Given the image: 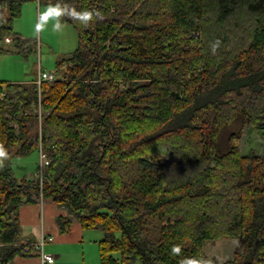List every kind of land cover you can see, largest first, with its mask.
I'll return each instance as SVG.
<instances>
[{
  "label": "trees",
  "instance_id": "16d2710c",
  "mask_svg": "<svg viewBox=\"0 0 264 264\" xmlns=\"http://www.w3.org/2000/svg\"><path fill=\"white\" fill-rule=\"evenodd\" d=\"M29 1L0 0V44L24 56ZM36 1L78 46L53 82L0 85V264L28 255L19 210L36 195L68 211L63 233L102 232L101 264H205L227 238L241 248L226 264H264V156L239 146L247 127L264 136V0ZM40 146L42 176L17 179L7 158Z\"/></svg>",
  "mask_w": 264,
  "mask_h": 264
},
{
  "label": "rangeland",
  "instance_id": "374dc122",
  "mask_svg": "<svg viewBox=\"0 0 264 264\" xmlns=\"http://www.w3.org/2000/svg\"><path fill=\"white\" fill-rule=\"evenodd\" d=\"M38 6L42 10L41 13L35 11ZM9 14L7 8L0 10V17L4 20L9 18ZM13 25L19 33L25 32L31 36L29 38L37 40L38 46L36 53L24 56L14 53L12 45L6 42L0 44V47L7 51L0 52V77L6 83H21L20 81L35 79L36 73L40 69L57 74L56 63L77 49L78 33L76 29L72 25L60 24L58 7L53 3H43L41 6L36 0L24 3L22 17L15 20ZM240 123L241 119H238L222 131L218 142V154L222 155L228 152V140L231 134L238 131ZM32 131L33 135L40 136L41 121L33 126ZM239 146L245 156L251 153L256 156H264V136L254 128L247 127L243 131ZM6 165L11 166L17 179L24 175L40 177L43 174L41 173L43 166L38 150L22 157L11 156L7 158ZM98 234L102 238V232L88 230L86 240H93L92 235ZM240 248L241 241L239 239L227 238L207 241L204 246L205 264H226L234 259Z\"/></svg>",
  "mask_w": 264,
  "mask_h": 264
},
{
  "label": "crops",
  "instance_id": "0c3cea01",
  "mask_svg": "<svg viewBox=\"0 0 264 264\" xmlns=\"http://www.w3.org/2000/svg\"><path fill=\"white\" fill-rule=\"evenodd\" d=\"M38 4L41 6L39 2ZM35 11L41 13L42 10L38 6ZM16 32L23 38L27 37L28 39H33L29 38L31 36L25 34V32ZM37 77L38 73H36L35 79L20 82L31 83L35 81ZM4 83L6 82L1 78L0 85ZM35 177L37 176L24 175L20 176L18 179L21 180L26 178L31 180ZM34 200L33 203L22 205L19 210L22 233L25 239L23 244H32L44 240V252L54 256V264H101L98 244L101 238L99 234L92 235L93 240L87 241L86 237L88 230H84L81 223L76 220L72 222L70 231L68 233H63L59 226L58 219L59 217H69L68 211L64 207L44 199L42 195L34 196ZM11 264H42V262L40 257L31 254L24 256L17 255Z\"/></svg>",
  "mask_w": 264,
  "mask_h": 264
},
{
  "label": "built area",
  "instance_id": "2783aa9c",
  "mask_svg": "<svg viewBox=\"0 0 264 264\" xmlns=\"http://www.w3.org/2000/svg\"><path fill=\"white\" fill-rule=\"evenodd\" d=\"M7 43H10V39H6ZM56 79V76L51 73V72H47V71H43V70H39L38 72V77L35 80V83L38 86H41L43 82H53ZM39 153H40V157H41V165L46 167L50 164V160L48 159V157L46 156V154L44 153V151L42 150V146H40L39 148ZM42 173V170H41ZM44 245H45V241L41 240L37 243H27L23 245V252L31 255H37L38 257H40L42 264H54L55 262V258L52 255H49L47 253L44 252Z\"/></svg>",
  "mask_w": 264,
  "mask_h": 264
}]
</instances>
